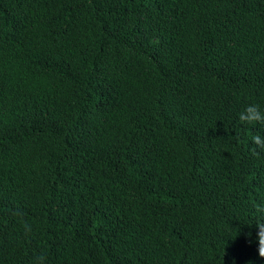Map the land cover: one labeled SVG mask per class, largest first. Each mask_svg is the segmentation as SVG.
<instances>
[{"label":"trees","instance_id":"16d2710c","mask_svg":"<svg viewBox=\"0 0 264 264\" xmlns=\"http://www.w3.org/2000/svg\"><path fill=\"white\" fill-rule=\"evenodd\" d=\"M253 102L264 0H0V264H264Z\"/></svg>","mask_w":264,"mask_h":264},{"label":"clouds","instance_id":"9594fccd","mask_svg":"<svg viewBox=\"0 0 264 264\" xmlns=\"http://www.w3.org/2000/svg\"><path fill=\"white\" fill-rule=\"evenodd\" d=\"M238 119L244 125L264 127V106L256 102L249 103L238 113ZM252 140L257 149H264V133L258 132L253 136ZM254 224L258 229L256 239L258 240L259 255L264 257V211L259 212V217ZM25 228L27 231H31L30 226L25 225ZM249 236H251V233H249ZM45 261L46 257L41 255L39 257V264H45Z\"/></svg>","mask_w":264,"mask_h":264}]
</instances>
